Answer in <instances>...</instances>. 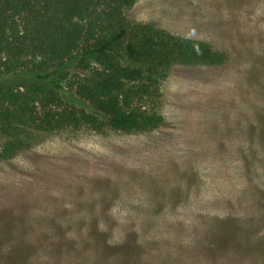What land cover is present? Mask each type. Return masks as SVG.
<instances>
[{"label": "rangeland", "instance_id": "obj_1", "mask_svg": "<svg viewBox=\"0 0 264 264\" xmlns=\"http://www.w3.org/2000/svg\"><path fill=\"white\" fill-rule=\"evenodd\" d=\"M131 20L204 41L162 127L65 130L0 162V264H264V0H137Z\"/></svg>", "mask_w": 264, "mask_h": 264}, {"label": "trees", "instance_id": "obj_2", "mask_svg": "<svg viewBox=\"0 0 264 264\" xmlns=\"http://www.w3.org/2000/svg\"><path fill=\"white\" fill-rule=\"evenodd\" d=\"M137 0H0V162L65 130L162 127L175 66H220L204 41L131 20Z\"/></svg>", "mask_w": 264, "mask_h": 264}]
</instances>
